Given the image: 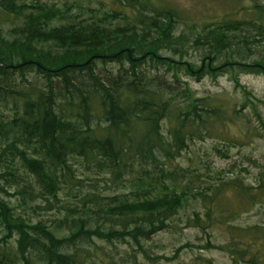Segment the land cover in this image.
Instances as JSON below:
<instances>
[{"label":"trees","instance_id":"trees-1","mask_svg":"<svg viewBox=\"0 0 264 264\" xmlns=\"http://www.w3.org/2000/svg\"><path fill=\"white\" fill-rule=\"evenodd\" d=\"M118 4V11L76 7L73 13L66 4L0 0V19L11 22L0 28V227L6 233L0 264H105L110 258L96 241L145 254L141 243L166 229L190 195L178 187L183 176L164 164L224 119L222 105L192 97L180 73H194L199 81L232 71L238 65L231 60L214 64L225 52L250 53L264 42V4L251 0L240 9L244 18L229 14L202 27L191 44L202 51L196 69L158 55L185 44L184 35L176 34L178 25H186L176 9L148 0ZM261 58L240 65L242 71L264 77ZM167 73L171 84L163 79ZM76 166L120 181L128 193H83ZM65 189H77L75 204L58 198ZM256 191L264 193L262 179ZM3 196L55 218L32 223ZM193 221L201 227L197 217ZM239 232L230 227L233 263L261 264L241 245ZM13 233L11 247L6 240Z\"/></svg>","mask_w":264,"mask_h":264},{"label":"rangeland","instance_id":"rangeland-1","mask_svg":"<svg viewBox=\"0 0 264 264\" xmlns=\"http://www.w3.org/2000/svg\"><path fill=\"white\" fill-rule=\"evenodd\" d=\"M119 1L123 3L124 0H23V3L54 4L59 8L66 4L72 6L74 13L76 7L101 12L118 11ZM148 1L153 7L176 9L186 23L178 25L176 31L177 35H184L180 40L181 43L185 42L183 48L180 51L170 50L171 47L159 49L158 55L171 62L186 63L197 69L201 66L202 51L195 49L191 44L202 27L219 22L229 14H235L232 17L244 18L243 14H239L240 9L248 7L251 0ZM255 1L264 4V0ZM125 12L130 15L131 11L126 7ZM10 25V20L0 19V28L3 26L4 31L5 27ZM224 54L217 59L214 66L218 67L231 60L238 65L233 66L234 70L219 72L215 77L201 75L199 81L194 78V73L191 77L180 73L192 97H210L224 108L222 123H213L214 130L209 136L202 140L197 138L188 141L180 157L170 165L164 164L167 168L178 171L179 176H183L178 178L177 184L179 189H189L187 201L168 221L166 229L141 243L139 249L145 254L136 248L132 251L127 245L119 242L107 245L96 241L110 258L108 262L104 259L105 264H133L130 258L132 256L137 264H234L230 253L227 252V247L231 245L230 227L240 231L241 245L248 247V255L257 253L261 264H264V193L256 191L259 180L264 181V77L243 72L244 68L240 67L262 59L264 42L250 53L240 50L239 55L235 52ZM109 68L113 73L117 70L114 64L109 65ZM162 73L159 71L158 74ZM163 79L169 84L173 81L169 73L164 74ZM176 101L179 104L184 103L180 98ZM75 168V178L81 181L83 193L92 191L101 196L128 193L120 187V181H113L108 175L97 176L93 171L86 172L80 166ZM81 172L83 176H80ZM237 184L239 191L233 189ZM217 188L219 189L216 190ZM76 190L65 189L59 193L58 198L69 200L73 205L75 200L72 197ZM3 198L15 214L31 220L32 223L38 220L50 222L55 218L54 214L50 216L30 211L32 204L23 206L22 200L15 196ZM195 217L199 219L197 224L201 227L194 226ZM5 236V231L0 227V239ZM15 236L13 233L11 238L6 240L11 247L14 245ZM91 259L94 262L97 260L95 257Z\"/></svg>","mask_w":264,"mask_h":264}]
</instances>
